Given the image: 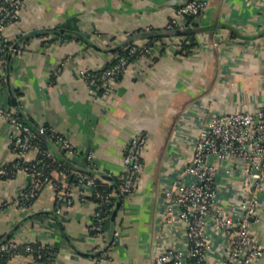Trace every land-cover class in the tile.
I'll return each instance as SVG.
<instances>
[{
    "label": "crops",
    "instance_id": "0c3cea01",
    "mask_svg": "<svg viewBox=\"0 0 264 264\" xmlns=\"http://www.w3.org/2000/svg\"><path fill=\"white\" fill-rule=\"evenodd\" d=\"M187 1L21 0L18 20L3 32L19 50L8 60L0 56V104L34 129L50 126L71 142L78 155L58 148L54 153L74 169V179L89 167L111 176L112 181L101 179L116 187L131 139L139 134L148 139L134 191L123 199L115 219L117 206L106 219L109 234L119 236L102 264H153L158 248H186L182 224L166 219V191L180 179L192 182L183 172L212 115L264 109V0H198L207 7L193 20L196 46L190 53H181L178 39H166L165 46L155 45L150 54L131 61L106 97L101 89L90 90L82 71L113 64L115 49L132 37L146 44L149 32L164 31L173 20L184 28L187 18L178 9ZM16 133L0 119V167L19 160L12 142ZM39 153L38 147L30 150L24 161H37ZM52 177L75 197L59 215L53 181L40 185L32 205L24 207L19 199L30 176L23 171L0 176V241L19 246L4 264H34L26 244L52 249L50 264H97L95 252L103 239L92 234L91 225L99 203L90 190L72 186L68 174L55 170ZM244 178L241 164L219 169V204L236 218ZM262 186L260 221L250 227L260 246L264 178ZM207 232L212 245L208 263L222 264L234 236L212 220ZM250 264H264V253Z\"/></svg>",
    "mask_w": 264,
    "mask_h": 264
},
{
    "label": "built area",
    "instance_id": "2783aa9c",
    "mask_svg": "<svg viewBox=\"0 0 264 264\" xmlns=\"http://www.w3.org/2000/svg\"><path fill=\"white\" fill-rule=\"evenodd\" d=\"M0 3V53L11 52L16 54V47L3 36L5 28L19 18L21 0H1ZM207 4L198 0H189L178 9L180 16L197 17L206 9ZM183 28L177 20L169 25ZM153 46L135 44L126 48L128 56L120 57L109 68L100 71H82V77L90 90L101 89L106 97L114 88V82L123 74L131 62V58L137 55L150 54ZM0 119L12 124L17 133L12 136L13 150L19 155V160L11 166L0 167V176H15L18 172H25L30 176L31 184L20 199L21 206L30 207L32 200L40 186L39 180L43 176V169L48 159L54 158L53 150H41V158L32 164H27L24 157L34 148H39L40 138H46L55 148L64 149L70 157L78 155L71 142L59 134L54 128L44 126L34 129L23 122L18 114L0 104ZM146 135L134 136L126 150L124 157L125 171L119 175L120 186L116 193H110L104 203H99L93 216L91 232L100 236L103 243L96 249L97 264H102L110 251L116 245L119 233L114 232L113 238L106 227L107 215L103 211L106 204V212H112L116 205L113 197H127L134 191L136 181L143 170V153L147 146ZM90 159V157H89ZM238 164L244 166L245 178L242 195L239 198L240 216L231 215L226 207L219 204L221 184L218 180L220 167L227 165L234 167ZM38 165H41L39 167ZM231 169L227 168L226 173ZM94 176L78 173L76 182L72 186H78L94 192L97 186L99 174ZM183 175L193 178L191 183L178 180L171 189L166 191V219L169 222L182 224L186 234V248H158L153 264H209L208 259L212 251V245L208 238L207 228L212 220L217 228L234 236L231 248L227 251L222 264H250L264 253V246H260L254 238L250 227L260 221L258 215L259 196L263 190L264 178V109L256 112H231L212 115L202 128L197 140L194 153ZM181 177V176H180ZM57 192L56 213L59 215L64 208L71 207L75 203L73 192L64 188L59 181H53ZM100 196V195H99ZM19 246L16 243H8L0 246V254L8 253L14 256L18 253ZM26 252L32 254L34 264H45L43 254L33 244L25 245Z\"/></svg>",
    "mask_w": 264,
    "mask_h": 264
},
{
    "label": "trees",
    "instance_id": "16d2710c",
    "mask_svg": "<svg viewBox=\"0 0 264 264\" xmlns=\"http://www.w3.org/2000/svg\"><path fill=\"white\" fill-rule=\"evenodd\" d=\"M2 1L0 0V3ZM187 18V24L185 25L184 28L181 27H172L169 28L167 27L164 31L162 32H149L148 37V42L146 43V45L148 46H155V45H163L165 46V41L166 39H173L176 38L179 40V43L181 45V53L183 54H188L190 53L193 48L196 46V32L195 30V26L193 23V20L196 17L193 16H185ZM191 29L189 32H185V30L187 29ZM134 38V37H132ZM131 39V38H130ZM13 45L14 47H16V53L19 50V47H17L14 43L12 42H8L7 45ZM135 41H131L130 43L126 44L125 46L121 47L118 51V58L117 60L122 57V56H128L129 55V51L126 50V48L128 47H132L133 45H135ZM11 52H7L5 54L0 53V56L6 58V60H8L9 56H10ZM141 57V56H140ZM139 58V55L132 57L131 61L135 60ZM117 60L115 62H117ZM114 62V63H115ZM113 63V64H114ZM112 65V64H111ZM111 65L107 66L106 68H104L103 70H100L98 73L101 74L104 70H106L107 68H109ZM19 116V115H18ZM19 118L23 121L24 119L21 118L19 116ZM26 123V122H25ZM28 124V123H26ZM29 125V124H28ZM38 145L39 148H41V150H50V147L48 146V142L46 140V138H40V140L38 141ZM41 158L40 154L38 156L37 161ZM37 161L33 162L36 163ZM27 164H32V163H27ZM12 166V165H11ZM11 166L8 167V169H11ZM39 167H41V165H38ZM61 171L63 173H66L69 175V181L71 182H76V180L73 178V173H74V169L70 166H68L66 164V161L64 160V158L59 157L58 155H54L53 159H48L46 161V166L43 169V176L40 178L39 180V184L40 185H44L45 183L49 182V181H54L53 177H52V173L55 171ZM80 172L84 173V174H88L91 176H94V172L92 170H89V167H85L84 170H81ZM4 177H12L10 175L8 176H4ZM56 181V180H55ZM114 183L116 184V187H112L108 184H105V182L99 178L97 180V186L93 192V201H95L96 203H104L106 201L107 196L110 193H116L117 189L120 186V180L118 177H116L114 179ZM100 195V196H99ZM124 197H113L112 198V202L118 207L119 204L122 203ZM34 202V199L32 200V203ZM108 209V206H106V204L103 206V211L104 213L108 216L107 218L110 217L111 212H106V210ZM106 226H107V220H106ZM111 237L113 238V233L111 235ZM11 243L10 240L8 241H0V246L4 245V244H8ZM35 248L40 251L43 254V261L45 262V264H50V262L53 260V256H54V252L52 249H50L47 246H43L41 244H36L34 245ZM25 247V246H24ZM12 256L8 253H1L0 254V264H4L7 260H9Z\"/></svg>",
    "mask_w": 264,
    "mask_h": 264
},
{
    "label": "water",
    "instance_id": "95a60500",
    "mask_svg": "<svg viewBox=\"0 0 264 264\" xmlns=\"http://www.w3.org/2000/svg\"><path fill=\"white\" fill-rule=\"evenodd\" d=\"M188 31H189L188 29L185 30V32H188ZM131 41H134V38H131L126 44L130 43ZM126 44H125V45H126ZM119 49H120V48H117V49H115V50H119ZM113 51H114V50H113ZM13 101H14V105H15V107H18V105H17V103H16V98H13ZM46 140H47V139H46ZM47 142H48V146L50 147V149L54 151V149H55L54 145H53L50 141H48V140H47ZM63 152H64V150H63ZM100 175H101V178H103L104 180H109V181H112V180H113V178H112L111 176L104 175V174H100ZM119 207H120V204L118 205V207H117L116 210L114 211V213H113V217H112V220L115 219ZM113 233H114V232H113Z\"/></svg>",
    "mask_w": 264,
    "mask_h": 264
}]
</instances>
